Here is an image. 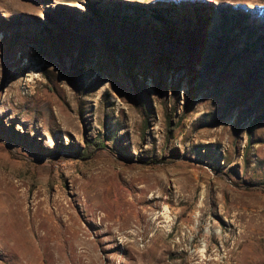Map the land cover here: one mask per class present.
<instances>
[{"label": "rangeland", "instance_id": "rangeland-1", "mask_svg": "<svg viewBox=\"0 0 264 264\" xmlns=\"http://www.w3.org/2000/svg\"><path fill=\"white\" fill-rule=\"evenodd\" d=\"M87 2L0 0V264H264V60L55 19Z\"/></svg>", "mask_w": 264, "mask_h": 264}, {"label": "trees", "instance_id": "trees-1", "mask_svg": "<svg viewBox=\"0 0 264 264\" xmlns=\"http://www.w3.org/2000/svg\"><path fill=\"white\" fill-rule=\"evenodd\" d=\"M85 6L86 12L59 7L55 19L73 33L77 28V18L82 19L85 30L100 26L105 32L119 26L128 30L161 32L163 24H167L169 36L180 32L181 37L189 33L193 37L210 35L213 39L223 40L230 45L233 57L254 51L256 57L249 63L251 69L264 60V12L259 9L231 7L226 3L215 5L205 0H156L150 4L88 0ZM58 147L57 156L70 149ZM105 148L102 138H85L84 147L73 151L71 158L89 159L96 151Z\"/></svg>", "mask_w": 264, "mask_h": 264}, {"label": "bare ground", "instance_id": "bare-ground-1", "mask_svg": "<svg viewBox=\"0 0 264 264\" xmlns=\"http://www.w3.org/2000/svg\"><path fill=\"white\" fill-rule=\"evenodd\" d=\"M130 213V212H129ZM127 217V216H126ZM126 217H124V218H122V220L121 221H124V220H127V218ZM60 222V221H59ZM62 222V221H61ZM56 225H58L57 223H56ZM62 225V224H61ZM58 227V226H57ZM63 227H65V226H63ZM122 227H125L123 224H119V230H123V228ZM36 228H39V225L38 226H36ZM66 228V229H65ZM65 228H62L61 227V230H60V232H59V234L60 235H62V234H66L67 232H71L72 234H75L76 232H78L79 231V228H72V227H69V226H66ZM47 229V228H46ZM49 230V229H48ZM50 231H52V230H50ZM115 231V230H114ZM49 232V231H48ZM57 232V233H58ZM120 232V231H119ZM39 233V232H38ZM44 234V236L45 235H47V231H46V233H43ZM49 234V233H48ZM51 234V233H50ZM48 236V235H47ZM39 238V237H38ZM42 238V237H41ZM50 238V237H49ZM56 239V238H55ZM47 241V240H46ZM53 241V240H52ZM55 241V240H54ZM57 247V246H56ZM55 248V247H54ZM55 251H56V249H55ZM58 252H60V251H58ZM23 255V254H22ZM21 256V255H20ZM58 257V256H57ZM49 258V257H48ZM59 258H61L62 259V257H59ZM20 263H21V261L22 260H25L24 262H22V264H33L32 263V257H18V259H17ZM48 260V259H47ZM59 262V261H58ZM56 263V262H55ZM54 263V264H55ZM65 263V262H64ZM63 262H59V264H64ZM66 264V263H65Z\"/></svg>", "mask_w": 264, "mask_h": 264}]
</instances>
